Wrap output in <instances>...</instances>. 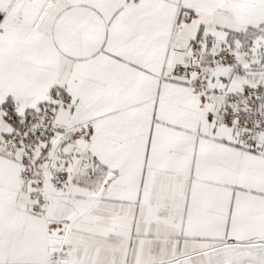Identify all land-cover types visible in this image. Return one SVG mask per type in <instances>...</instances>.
I'll return each instance as SVG.
<instances>
[{
    "label": "snow or ice",
    "instance_id": "snow-or-ice-1",
    "mask_svg": "<svg viewBox=\"0 0 264 264\" xmlns=\"http://www.w3.org/2000/svg\"><path fill=\"white\" fill-rule=\"evenodd\" d=\"M0 264H264V0H0Z\"/></svg>",
    "mask_w": 264,
    "mask_h": 264
}]
</instances>
